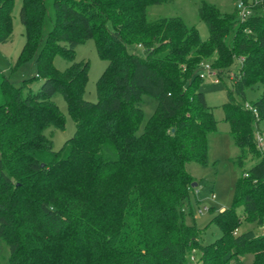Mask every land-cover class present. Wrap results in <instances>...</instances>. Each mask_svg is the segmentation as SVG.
I'll use <instances>...</instances> for the list:
<instances>
[{"label":"trees","instance_id":"1","mask_svg":"<svg viewBox=\"0 0 264 264\" xmlns=\"http://www.w3.org/2000/svg\"><path fill=\"white\" fill-rule=\"evenodd\" d=\"M45 1L21 0L18 11L25 41L16 64L32 58L39 87L32 92L31 79L11 84L0 75L6 264H187L194 251L197 264L247 255L249 264H264V155L254 143L264 119V0L249 4L243 19L236 5L221 14L201 0L204 41L178 17L146 20L148 6L171 0H51L53 21L43 34ZM13 3L0 0V45L10 39ZM86 40L106 62L93 103L81 97L88 65L72 61L74 48ZM55 55L70 64L57 71ZM205 63L217 79L230 80L222 122L235 150L230 160L242 171L231 206L207 225L220 236L201 245L182 206L193 182L186 165L205 164L206 137L216 127L198 89ZM256 85L261 93L250 110L233 98ZM57 93L74 133L52 151L45 131L64 123L52 102ZM141 96L156 104L145 122ZM247 161L252 165L243 170ZM242 219L260 232L238 233Z\"/></svg>","mask_w":264,"mask_h":264},{"label":"rangeland","instance_id":"2","mask_svg":"<svg viewBox=\"0 0 264 264\" xmlns=\"http://www.w3.org/2000/svg\"><path fill=\"white\" fill-rule=\"evenodd\" d=\"M201 0H171L168 3L148 6L145 12L147 21L158 18L178 17L186 27L196 30L199 38L204 41L207 38V29L197 16V8ZM205 3L213 5L221 14H230L233 7L240 3V0H203ZM262 0H246L242 7L247 9L249 4ZM21 0H14L11 10V33L7 43L0 45V75L11 84H19L23 80L31 79L28 88L35 92L39 87L40 79H32L35 76V65L32 58H24L17 64V58L25 41L24 28L19 22L18 11ZM45 8L47 16L43 22L42 32L46 34L53 21V10L51 0H46ZM248 10V9H247ZM230 38V37H229ZM227 39V42L229 41ZM137 55H141L139 49L133 50ZM73 62H85L88 65L86 81L83 87L82 99L87 102H95V83L103 73L106 62L100 60L96 54L92 40L80 42L72 52ZM70 61L63 59L59 55L52 58V66L57 71L64 70ZM238 66L235 60L231 66L233 71ZM202 73V72H201ZM199 91L203 94L206 105L210 108L212 117L216 122L215 130L209 133L207 140V156L203 165L188 163L186 171L191 176L194 186L188 193L187 202L182 206L185 224L193 225L199 233L201 245H208L220 236L218 229L213 225H208L210 220L220 210L231 206L233 200V190L236 180L242 170L237 169L231 162L235 152L228 136V127L222 122L221 105L226 102L225 90H231V83L227 77L217 79L215 76L204 74L199 84ZM261 93V87L256 85L245 90L243 97L233 95L236 102L245 105L256 101ZM52 102L60 115L63 116L64 123L61 130L47 129L45 135L50 136L52 151H58L64 142L74 133V123L69 118L66 104L62 96L57 93ZM155 101L147 96H141L137 102L138 108L142 111L143 122H145L155 109ZM141 128V127H140ZM258 133L262 134L264 143V119L257 125ZM252 161H247L243 170L248 169ZM203 209L209 211H203ZM200 211V212H199ZM244 218V217H243ZM253 231L254 234L260 231L255 225L249 224L242 219L237 232ZM8 257L7 247L0 240V264H6ZM190 257L193 259L191 264H197L198 252H191L187 257L190 264ZM250 256L240 259H232L226 264H249Z\"/></svg>","mask_w":264,"mask_h":264},{"label":"built area","instance_id":"3","mask_svg":"<svg viewBox=\"0 0 264 264\" xmlns=\"http://www.w3.org/2000/svg\"><path fill=\"white\" fill-rule=\"evenodd\" d=\"M236 7L238 9V17L240 19H243L244 17H246L248 14H249V11L245 8L242 7V4L241 3H237L236 4ZM201 69H202V73L200 74V78L202 79L204 77V74H207V75H212L214 76V72L210 69L209 65L208 64H201ZM245 107L247 109L250 110V107L249 105H245ZM254 143H255V147L256 149L264 155V143H263V140H262V134L260 133H255V136H254ZM244 176H246L245 174H243ZM203 211H206V209H203ZM260 231L261 232H264V224L261 225L260 227ZM190 264L191 262L193 261V259L190 257Z\"/></svg>","mask_w":264,"mask_h":264},{"label":"water","instance_id":"4","mask_svg":"<svg viewBox=\"0 0 264 264\" xmlns=\"http://www.w3.org/2000/svg\"><path fill=\"white\" fill-rule=\"evenodd\" d=\"M193 186H194V184L191 183V187H193Z\"/></svg>","mask_w":264,"mask_h":264},{"label":"crops","instance_id":"5","mask_svg":"<svg viewBox=\"0 0 264 264\" xmlns=\"http://www.w3.org/2000/svg\"><path fill=\"white\" fill-rule=\"evenodd\" d=\"M229 140H230V139H229ZM230 143H231V142H230ZM221 210H222V209H221ZM221 210H220V211H221Z\"/></svg>","mask_w":264,"mask_h":264}]
</instances>
